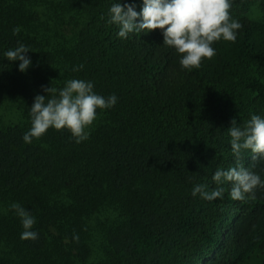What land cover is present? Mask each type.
I'll return each mask as SVG.
<instances>
[{"label": "trees", "instance_id": "1", "mask_svg": "<svg viewBox=\"0 0 264 264\" xmlns=\"http://www.w3.org/2000/svg\"><path fill=\"white\" fill-rule=\"evenodd\" d=\"M116 2L143 7L0 0V110L12 100L22 116L0 119V264H201L214 250L206 264H264V187L240 201L230 182L212 180L217 168L235 165L231 121L264 118V19L246 14L256 3L264 12V0H230L242 25L236 41L214 42L216 54L191 70L160 29L118 37L108 23ZM17 42L30 50L25 72L3 56ZM68 79L91 81L117 102L97 109L87 140L50 127L25 143L34 97ZM251 155L241 153L246 167ZM255 164L264 181V160ZM197 184L223 187V196H193ZM13 202L35 217L38 239H21ZM256 248L257 260L246 263Z\"/></svg>", "mask_w": 264, "mask_h": 264}, {"label": "clouds", "instance_id": "2", "mask_svg": "<svg viewBox=\"0 0 264 264\" xmlns=\"http://www.w3.org/2000/svg\"><path fill=\"white\" fill-rule=\"evenodd\" d=\"M134 3L116 2L109 8L108 23L118 26V37L127 38L130 33H142L160 29L163 44L174 48L182 54L180 65L187 70L200 68L202 59H211L216 53L212 44L223 39L235 42L237 30L242 25L230 16V0H143L140 12L135 10ZM13 35H18L20 27L13 28ZM3 53L9 61H19V71L25 72L32 64L26 54L30 51L23 43ZM83 69L81 64L72 71ZM91 81L68 79L62 89L42 86L46 95H36L30 108L31 128L23 134L25 143L33 138H40L51 127L56 130L67 129L76 143L89 138L90 128L96 119L97 109H108L117 102L113 94L107 98L97 95ZM230 136V147L235 157V165L227 170L217 168L212 180L221 185L230 182V195L233 200L255 199L254 189L264 187V181L251 169L255 162L264 160V118L251 115L243 125H237L235 119L227 130ZM251 151L250 166L241 162V153ZM223 187L211 191L204 184L193 187L192 195L211 201L221 198ZM10 209L20 218L24 231L22 240H36L38 233L32 231L35 217L13 202Z\"/></svg>", "mask_w": 264, "mask_h": 264}, {"label": "rangeland", "instance_id": "3", "mask_svg": "<svg viewBox=\"0 0 264 264\" xmlns=\"http://www.w3.org/2000/svg\"><path fill=\"white\" fill-rule=\"evenodd\" d=\"M246 14L255 20H263L264 19V12L261 10L259 3H256L251 6V8L246 11ZM0 119L3 120L4 123H17L21 122L22 116L20 111L18 110L17 104L12 100H6L1 107L0 110ZM87 130V129H86ZM219 248V244L217 245L216 249ZM215 254V250L207 256L201 264H206L211 261ZM260 255L259 249H254L249 257L246 259V263H253L257 260L258 256Z\"/></svg>", "mask_w": 264, "mask_h": 264}]
</instances>
